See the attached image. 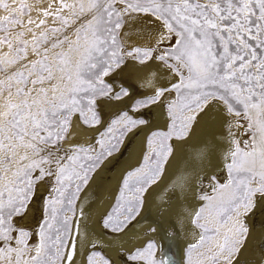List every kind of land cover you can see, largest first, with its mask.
<instances>
[{
    "label": "snow or ice",
    "instance_id": "snow-or-ice-1",
    "mask_svg": "<svg viewBox=\"0 0 264 264\" xmlns=\"http://www.w3.org/2000/svg\"><path fill=\"white\" fill-rule=\"evenodd\" d=\"M0 10L6 13L0 16V264H74L75 236L66 213L75 215L74 201L90 173L145 122L125 111L95 145L66 149L62 142L75 113L86 125L101 123L95 97L109 95L104 77L125 57L160 61L178 80L134 101L133 111L165 92L176 94L168 103L167 131L148 137L149 151L125 174L105 226L121 231L138 214L142 194L160 178L172 152L169 141L184 138L197 114L218 101L228 114L247 121L251 139L243 147L233 139L226 182L214 186V195L201 197L207 204L192 220L201 233L189 245V264L198 249L195 264H220L221 257L232 264L248 232L241 209L246 213L253 197L264 195V0H52L38 9L43 17L38 20L23 2L12 7L0 0ZM141 13L159 22L156 44L127 48L120 30L126 17ZM124 95L121 89L115 98ZM45 177H54L55 195L46 201L38 242L31 244V232L14 218ZM130 259L169 264L163 254L157 257L154 241ZM87 264L110 261L90 252Z\"/></svg>",
    "mask_w": 264,
    "mask_h": 264
},
{
    "label": "bare ground",
    "instance_id": "bare-ground-1",
    "mask_svg": "<svg viewBox=\"0 0 264 264\" xmlns=\"http://www.w3.org/2000/svg\"><path fill=\"white\" fill-rule=\"evenodd\" d=\"M36 3L31 4L32 14L37 11ZM44 5L40 4L41 7ZM23 17L26 19L27 16ZM158 31L159 22L152 16L132 14L131 18H125L120 37L127 48L154 47ZM110 78L115 89L123 86L129 95L119 100L108 98L101 101V118L106 123L132 100L151 97L158 88H170L178 80L160 61L150 59L141 63L131 57ZM172 99V93L165 92L159 102L147 107L143 111L147 125L128 135L117 153L105 160L92 175L80 196L73 220L76 243L74 264H85L93 248L107 254L113 264H145L143 260L130 259V256L149 241L155 242L157 256L163 254L164 259L172 261L173 253L184 264L188 241L195 236L199 239L200 233L195 230L192 220L195 212L207 201L198 197L214 195V186L226 182V164L230 162L227 154L233 148L232 141L241 142L243 147L248 138L238 118L228 114L218 101L210 102L204 111L197 114L186 137L172 140V152L162 175L145 191L142 207L128 226L115 233L105 228L103 222L107 206L118 193L120 171L132 166L134 161L129 157L144 152L147 132L168 123L170 117L166 106ZM92 131L75 117L64 147L71 142L86 143ZM178 177L183 178L182 183L177 182ZM49 187V180L38 183L26 213L15 219L18 227L33 230L31 242L35 240V231L43 216V200ZM254 200L252 211L240 217L248 232L232 264H264V195L258 194ZM220 261V264H225L223 257Z\"/></svg>",
    "mask_w": 264,
    "mask_h": 264
},
{
    "label": "rangeland",
    "instance_id": "rangeland-1",
    "mask_svg": "<svg viewBox=\"0 0 264 264\" xmlns=\"http://www.w3.org/2000/svg\"><path fill=\"white\" fill-rule=\"evenodd\" d=\"M6 2H8L9 4H10V6H12V7H18V5L21 3V2H23V3H26V4H28L29 6H30V9H31V4H32V2H37L36 3V6H37V11H36V13H34V14H32L31 12H32V9H31V11H30V15H31V18L32 19H36V20H38V19H41V18H43L42 17V15L38 12V9H43V8H47L48 7V5H49V3H51L52 2V0H6ZM42 3H45L46 5H44V6H40V4H42ZM39 6V7H38ZM53 7L55 8L56 7V5L55 4H53ZM6 13L3 11V10H0V16H2V15H5ZM28 16L26 17V19H24V17L22 16L21 17V19H23L25 22L28 20ZM48 24H52V18L51 17H49L48 18ZM124 26V25H123ZM26 27H27V25H26ZM122 29H123V27L121 28V30H120V36H121V33H122ZM18 30V29H17ZM42 29H36V31L37 32H39V31H41ZM28 38H30V35L28 34ZM120 39H121V37H120ZM155 54V53H154ZM128 57H125L124 58V60H123V62L118 66V67H114L110 72H109V74H108V76H106V77H104V80H105V83H107L108 85H110L111 86V92L109 93V95H107V96H97V97H95V103H94V110H95V112L97 113V115H98V117H99V119H100V121H101V123H99V124H96V125H86V124H84L83 123V121H82V119H81V117H80V115H79V113H75V114H73V116L71 117V122H72V120L75 118V117H78L81 121H82V123L85 125V126H87V127H89V128H91V130H93L92 131V134L90 135L91 137L89 138V140L86 142V143H70V144H68V146L67 147H64V145H63V147L64 148H69V147H71V146H73V145H89V144H91V145H95V141H96V139L98 138V136H99V133H101V132H103L104 130H105V128L108 126V124L110 123V122H108V123H106V122H103L102 121V113H101V101L102 100H104V99H112V100H119V99H116L115 98V94L116 93H118V92H120L121 91V89H124V90H126V88L125 87H123V86H121L120 88H118V89H115L113 86H112V83H111V75H113L125 62H126V59H127ZM136 61H138V60H136ZM140 62V61H139ZM127 91V90H126ZM172 93V96H173V99L175 98V92H171ZM129 95V93H128V91H127V95H124V96H122L120 99H123V98H125V97H127ZM162 96H160L159 97V99L155 102V103H149V104H147L146 106H143V107H139L137 110H135V111H133L132 110V105H133V103H134V101H136V100H143V99H145V98H136V99H134V100H132V102H130V103H128L127 105H125L123 108H121V109H119L118 110V112H116L114 115H115V117L114 118H117L118 116H120V114L121 113H123V112H125V111H127L128 113H129V115L133 118V119H136V120H143L145 123H143V124H138L137 126H135L134 128H132L130 131H128L127 133H126V135L124 136V137H122V141H121V143H119L118 145H117V148H116V150L115 151H113V154L112 155H114V154H116L117 153V151L119 150V148L121 147V145L123 144V142L125 141V139L128 137V135H130V134H135V131L138 129V128H140V127H142L143 128V126H146L147 125V120H146V117H145V115H144V113L145 112H143L147 107H149L150 105H152V104H156L157 102H159L160 101V98H161ZM147 98V97H146ZM166 110H168V106H166ZM143 112V113H142ZM90 115V114H89ZM235 116V115H234ZM236 118H238V120H239V122L242 124V127H244V129H245V131H246V134L248 135V138H247V140L246 141H248V140H250L251 139V131L248 129V127H247V121H245L244 119H242L241 117H237V116H235ZM196 120V119H195ZM195 120L192 122V124H191V127L189 128V130H188V133H187V135L189 134V132L191 131V128H192V126L194 125V123H195ZM169 123H170V118L168 119V123H166L165 125H163V126H158V127H155V128H152L151 130H149L148 132H147V134H146V136H147V138H146V143H145V150H143L144 152H142L140 155H137V156H131V157H129V158H133L132 160L134 161V162H132V166H130L129 168H127L126 170H123L122 172L120 171V180H119V185H118V193L116 194V196H113V199H112V201H111V203L107 206V211H106V213H105V215H104V217H103V222L105 221V218L108 216V214H109V212L112 210V208H113V205L116 203V199H117V197H118V195H119V192H120V189H121V186H122V180H123V178H124V176H125V174L129 171V170H131V169H133V168H135V167H137V166H139L140 165V163L142 162V159H143V156H144V154L146 153V152H148L149 151V149H148V147H147V140H148V137L151 135V133H153L154 131H157V130H160V131H167V128H168V125H169ZM70 127H71V123H70V126H69V129H68V132H67V134H66V139H65V141L67 140V138H68V133L70 132ZM148 128H150L149 126H148ZM186 135V136H187ZM185 136V137H186ZM174 139H180V138H176V137H173L170 141H169V144L172 146V140H174ZM65 141H63L62 143H64ZM111 155V156H112ZM108 158H110V156L109 157H107L105 160H107ZM129 158H127V159H129ZM105 160H103V162L102 163H100V165L93 171V172H91L90 173V179H91V177H92V175L94 174V172L95 171H97L98 170V168L104 163V161ZM227 173H228V170H227ZM90 179H89V181H88V183L90 182ZM159 179V178H158ZM217 180H219L218 178H216ZM44 180H49V184H50V187H49V191L46 193V195L44 196V200H43V205H44V209H43V216H42V218H41V221H39V225H38V227H37V229H36V231H35V240L33 241L32 240V242H31V240H30V243L31 244H36L37 242H38V235H37V233H38V230H39V227H40V225H41V223H42V221L45 219V215H46V201L47 200H49V198L50 197H52V196H54L55 195V193L52 191V189H53V186H54V184H55V180H54V177H45L42 181H40V182H38V183H41V182H43ZM37 183V184H38ZM88 183H87V185H88ZM211 183H213L214 184V182L211 180ZM36 184V185H37ZM87 185H83L82 186V190L78 193V196H77V199L74 201V206H75V209H76V211H75V215H73L72 213H66V215L67 216H69L70 218H71V221H72V227L74 228V225H73V220H74V218H75V216H76V214H77V211H78V203H79V201H80V196H81V194H82V192L84 191V189L87 187ZM211 186V185H210ZM254 187H255V185H253ZM209 187V186H208ZM35 188H36V186H35ZM149 188V187H148ZM34 193H35V189H34ZM145 193V192H144ZM144 193L142 194V195H144ZM259 193H257L254 197H253V207H254V202H255V197L258 195ZM198 198H200L201 199V196H199ZM33 199H34V194L31 196V198L29 199V201H28V203H27V207H26V209L23 211V213L21 214V215H18V216H16L15 218H14V222H15V219L16 218H18V217H20V216H23L25 213H26V211H27V209H28V207L30 206V204L33 202ZM201 200H203V199H201ZM57 207L59 208V207H61L60 205H57ZM253 207L250 209V210H248L246 213L244 212V210L243 209H241V213L243 214V215H248L251 211H252V209H253ZM139 213V212H138ZM137 216V215H136ZM135 216V217H136ZM134 217V218H135ZM133 218V219H134ZM122 219V218H121ZM132 219V220H133ZM131 220V221H132ZM130 221V222H131ZM130 222H127L126 223V225L123 227V230L128 226V224L130 223ZM202 222V221H201ZM104 226H105V223H104ZM195 226V225H194ZM105 228H107V229H109L111 232H115V233H120V231H114L113 230V228L112 227H106L105 226ZM25 229H27V228H25ZM27 230H29L30 232H31V234L33 233V230H30V229H27ZM195 230L196 231H198L199 233H201V229H199V228H197L196 226H195ZM198 239H196V236H195V239L193 238V240H189L188 241V243H187V247L185 248V256H184V264H189V245H191V244H193V243H195L196 241H197ZM145 246H146V244H145ZM144 246V247H145ZM200 250L198 249V250H194L193 252H192V254H191V258H192V261H193V264H195V261L199 258L198 257V252H199ZM91 252H98V253H100L101 255H103L106 259H108L109 261H110V264H113L114 262H113V260H111L108 256H107V254H105L102 250H100V249H98V248H93V250L91 251ZM89 255V254H88ZM173 255H175V254H173ZM158 258H159V256H157ZM236 257H238V254H236L235 256H234V258H233V260H232V263H233V261H235V258ZM175 258L178 260V257L175 255ZM179 261V260H178ZM221 262V261H220ZM85 264H87V260H86V262H85ZM169 264H181L180 262L179 263H174L173 261H169ZM225 264H226V262H225Z\"/></svg>",
    "mask_w": 264,
    "mask_h": 264
},
{
    "label": "water",
    "instance_id": "water-1",
    "mask_svg": "<svg viewBox=\"0 0 264 264\" xmlns=\"http://www.w3.org/2000/svg\"><path fill=\"white\" fill-rule=\"evenodd\" d=\"M171 258L174 263L176 262L179 263V261L175 258V255H173V253H171Z\"/></svg>",
    "mask_w": 264,
    "mask_h": 264
}]
</instances>
